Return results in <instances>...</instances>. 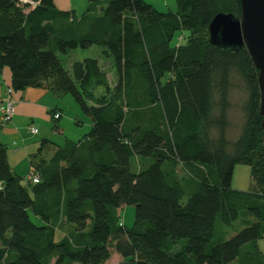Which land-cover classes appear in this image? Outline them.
Segmentation results:
<instances>
[{"label":"trees","instance_id":"trees-1","mask_svg":"<svg viewBox=\"0 0 264 264\" xmlns=\"http://www.w3.org/2000/svg\"><path fill=\"white\" fill-rule=\"evenodd\" d=\"M18 1L0 0V71H10L9 89L71 95L91 128L63 146L41 140L28 158L27 186L0 143V264H104L112 253L119 264H264L257 70L245 49L213 47L208 34L216 14L240 15L239 0L230 10L214 0H176L175 13L144 0H87L80 17L52 0ZM182 31L185 45L181 35L172 46ZM91 47L100 56L69 70L57 56ZM99 58L112 63L113 88ZM233 89L245 98L229 141ZM49 115L56 130L61 115ZM237 164L250 166L253 191L231 189ZM123 206L135 209L131 230L119 222ZM61 221L73 231L56 241ZM235 222L241 228L228 238Z\"/></svg>","mask_w":264,"mask_h":264},{"label":"rangeland","instance_id":"rangeland-1","mask_svg":"<svg viewBox=\"0 0 264 264\" xmlns=\"http://www.w3.org/2000/svg\"><path fill=\"white\" fill-rule=\"evenodd\" d=\"M106 1V0H104ZM75 2V15L80 17L84 14L87 8V0H73ZM144 2L150 5L153 9L160 13L172 12L175 13L177 11L176 0H144ZM215 6L218 10H230L235 9L236 5L233 0H214ZM100 10V6L96 7L94 10V15H98ZM26 12V10L22 9V13ZM183 36L181 41V45H185L187 32L182 31L181 33H176L174 35L173 41L171 45L173 46L177 41L179 36ZM59 60L61 61L62 66L69 70L71 64L75 61H81L84 58L92 57L98 58L100 56L99 50L96 47H91L88 50H73L68 52L67 55H61L57 53ZM100 66L103 72L106 75L107 85L109 88H113L115 85V71L113 69L112 63L109 59H101L99 58ZM102 88L98 87L95 89V94L100 95L102 92ZM245 96L242 92L233 89L230 96L231 107L228 112V121L229 128L227 130V138L229 141H234L239 133V127L242 122V112H241V104L244 100ZM58 107L60 108L61 118L56 123L58 127L62 130L54 131L52 123L47 124L45 126L36 125L39 133L37 135H26L28 137L25 146L33 148V150L28 151V154H35L37 150L40 148L41 139L46 138L49 141L53 142L56 145L63 146L65 140L77 141L82 138L85 134H87L91 128V121L88 117L83 115L79 110L74 98L71 95L59 96ZM141 121V120H140ZM15 139H10V146L7 144V151L10 153L12 149L16 148L18 150H23L22 147L12 146L13 141ZM26 147V148H27ZM45 158L50 156V152L45 151ZM20 164V163H19ZM17 165L15 168L14 174L20 178V183L22 186H27V173L29 165L27 162L21 163ZM177 172L179 175H182V171L178 168ZM231 189L235 191L248 192L253 191V183L251 180V168L247 164H237L234 166L232 180H231ZM134 214L135 209L133 206H123L117 211V215L119 218V222L121 226L126 230H131L134 225ZM30 220L37 226L40 225V220L29 213ZM241 228L239 222H235L233 226L229 229H226V236L229 238L234 234V231ZM73 231V227L67 225L65 222L61 221V226L57 230V234L55 236V240L59 241V237L62 238L65 235H68ZM258 247L260 251L264 252V243L263 241L258 242ZM121 259L115 254L112 253L109 260L104 264H119L121 263ZM53 263V261H51ZM237 264V263H235Z\"/></svg>","mask_w":264,"mask_h":264},{"label":"crops","instance_id":"crops-1","mask_svg":"<svg viewBox=\"0 0 264 264\" xmlns=\"http://www.w3.org/2000/svg\"><path fill=\"white\" fill-rule=\"evenodd\" d=\"M55 7L60 11H74L75 12V2L73 0H52ZM11 74L7 68H3L0 71V99L4 100L7 97V89L10 87ZM11 98L15 104V113L8 123H3L0 117V143L6 147L7 160L9 167L12 171H15V168L20 163H25L29 161L28 151L33 150L25 146V143L28 137L26 135H37L39 133L36 125L45 126L51 123L49 111L57 110L59 97L55 96L50 90L45 88H27L22 92H13ZM62 117V116H61ZM60 117V118H61ZM34 127L37 129L36 134H31L29 128ZM56 130H62L56 126ZM53 129V128H52ZM17 138L16 141H13L12 146L22 147L23 150H18L16 148L12 149L10 153L7 151V144L10 146V139ZM41 140H48L43 138ZM18 144V145H17ZM27 147V148H26ZM53 147L50 146L47 150L50 152L53 151ZM19 164V165H20ZM29 165V164H28ZM29 169V167H28Z\"/></svg>","mask_w":264,"mask_h":264},{"label":"water","instance_id":"water-1","mask_svg":"<svg viewBox=\"0 0 264 264\" xmlns=\"http://www.w3.org/2000/svg\"><path fill=\"white\" fill-rule=\"evenodd\" d=\"M240 15L216 14L208 25L213 47L237 52L245 49L257 70L259 114L264 131V0H239Z\"/></svg>","mask_w":264,"mask_h":264},{"label":"built area","instance_id":"built-area-1","mask_svg":"<svg viewBox=\"0 0 264 264\" xmlns=\"http://www.w3.org/2000/svg\"><path fill=\"white\" fill-rule=\"evenodd\" d=\"M38 1L39 0H19L18 2L22 5L35 6L38 3ZM6 93H7V97L4 100L0 99V117L3 123L10 122L15 113V104L11 98V94L13 92L11 89L8 88ZM58 117H59V114L54 115V119H57ZM29 130L31 134L37 133V129L32 126L29 128ZM28 178H31V181L33 183L38 182L37 177L34 176L32 173L29 174ZM1 188H2V185L0 183V190Z\"/></svg>","mask_w":264,"mask_h":264}]
</instances>
